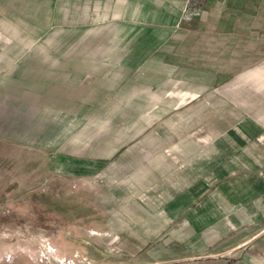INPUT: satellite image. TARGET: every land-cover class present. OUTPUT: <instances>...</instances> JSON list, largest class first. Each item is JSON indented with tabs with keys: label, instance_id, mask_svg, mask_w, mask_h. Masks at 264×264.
Returning <instances> with one entry per match:
<instances>
[{
	"label": "crops",
	"instance_id": "1",
	"mask_svg": "<svg viewBox=\"0 0 264 264\" xmlns=\"http://www.w3.org/2000/svg\"><path fill=\"white\" fill-rule=\"evenodd\" d=\"M92 1L103 3L102 15L120 11L117 22L104 19L97 27L104 54L30 52L36 42L37 48L45 46L40 37L63 5L92 18ZM261 2L252 14H241L239 25L177 27L183 0H0V14H6L0 17V134L36 142L46 133V112H54V119L63 109L77 110L79 102L96 103L89 95L110 93L109 74L117 73L118 80L131 72L140 79L149 74V132L141 135L144 125L135 120L139 138L128 157H148L150 164L144 171L141 161L134 164L135 177L126 182L133 186L110 189L119 199L109 206L121 209L108 217L107 230L123 254L141 253L136 264H264V111L238 95L245 83L264 91ZM13 14L23 17V31L39 38H4L7 25L14 26L8 17ZM54 22L55 31L60 19ZM35 116L38 130L21 138L10 120L27 119L34 128ZM53 126V137L60 136V126ZM93 167H105L104 161ZM129 260L91 264H135Z\"/></svg>",
	"mask_w": 264,
	"mask_h": 264
},
{
	"label": "rangeland",
	"instance_id": "2",
	"mask_svg": "<svg viewBox=\"0 0 264 264\" xmlns=\"http://www.w3.org/2000/svg\"><path fill=\"white\" fill-rule=\"evenodd\" d=\"M173 1L166 0L168 4ZM92 2L96 6L92 18H87L80 10L71 14L63 5L62 14L55 18L58 22L60 19L55 31V19L51 16L45 35L40 37L45 40V46L37 48L36 42L28 48L30 52L42 49L47 56L60 51L62 55L99 57L104 54L107 50L99 43L102 32L97 27L104 19L117 22L116 14L120 11L102 15L103 3ZM262 4L261 0H183L175 25L212 21L235 26L239 25L244 11L251 9L247 13L252 14V9ZM5 15L0 14V17ZM8 17L14 26L12 30L11 24L7 25L8 29L2 32L4 38H39L21 29V15ZM115 74H109L110 93L89 95L88 99L96 103L79 102L77 110L63 109L60 114L55 113L54 119V112H46V133L40 140L32 142L37 139L32 136V141L17 140L0 134V264H91L93 259L109 258L141 263L140 252L123 254L122 246L105 224L109 216L121 209L116 203L109 206L112 200L119 199L110 189L118 184L133 186L126 182L135 177L134 164L139 166L141 161L143 171L150 164L148 157L139 160L128 156L135 153L137 130L145 129L141 135L149 132V125L144 122L151 112L144 106L151 102V78L146 74L140 79L136 72H131L125 79L118 80L113 77ZM240 90L239 101L246 99L254 109H259L256 111H264L262 89L245 83ZM229 97L225 96L226 101H231ZM140 104L142 109H133ZM65 106L68 107L62 103V108ZM20 113L23 117L28 114L25 110ZM18 120L15 117L10 122L15 124L14 131L17 126L16 132L21 138L27 139L32 131L38 130L36 116L31 123L34 128L26 123L27 119H20L24 126H20ZM135 120H140L144 126L137 128ZM53 124L60 126V136L55 138ZM121 156L128 158L121 159ZM95 161H104L105 167L94 168ZM113 167H120L122 173H117ZM128 194L134 197L133 192ZM107 234L113 236L112 240Z\"/></svg>",
	"mask_w": 264,
	"mask_h": 264
}]
</instances>
